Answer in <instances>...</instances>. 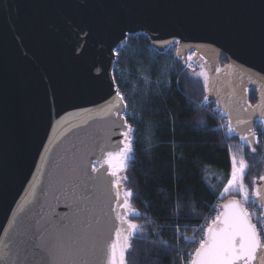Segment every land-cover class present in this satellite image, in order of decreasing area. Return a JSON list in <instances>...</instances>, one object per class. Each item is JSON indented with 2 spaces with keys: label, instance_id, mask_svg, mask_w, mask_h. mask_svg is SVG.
I'll return each instance as SVG.
<instances>
[{
  "label": "water",
  "instance_id": "water-1",
  "mask_svg": "<svg viewBox=\"0 0 264 264\" xmlns=\"http://www.w3.org/2000/svg\"><path fill=\"white\" fill-rule=\"evenodd\" d=\"M139 33L159 52L177 44L164 41L180 42L179 57L194 49L209 73L208 100L229 112L234 126L256 109L255 129L264 107V0H0V240L33 185L47 182L41 158L58 160L85 121L99 133L91 160L100 173L93 175L105 173L103 158L121 137L108 131L97 105L108 94L117 50ZM249 89L258 97L251 107ZM115 192L100 188L109 228L120 223ZM56 211L69 209L61 203Z\"/></svg>",
  "mask_w": 264,
  "mask_h": 264
},
{
  "label": "snow or ice",
  "instance_id": "snow-or-ice-1",
  "mask_svg": "<svg viewBox=\"0 0 264 264\" xmlns=\"http://www.w3.org/2000/svg\"><path fill=\"white\" fill-rule=\"evenodd\" d=\"M192 59V55L187 57L188 69L193 68ZM196 75L203 78L204 88L208 90L206 71ZM107 87L108 94L103 105H97L96 114L105 120L108 131L118 134L121 139L117 144L118 150L107 151L103 158L101 166L107 165L105 173L93 175L100 173V168L91 160L99 133L88 131L92 124L85 121L82 126L78 125L83 134L63 146L58 160L41 158L47 182L38 188L34 184V190H30L31 199L18 205V211L13 214L11 232L5 230L7 240H0V260L5 264H126V256L133 249L132 238L143 229L123 214L131 206L133 192H121V181L126 177L119 174L127 170L129 162L135 158L136 145L143 141L139 128L129 122L130 101L121 91L115 74L109 77ZM208 98L207 95L204 97L205 100ZM242 110L247 111V108ZM255 113L256 109H253L249 118L244 120L237 116L234 126L231 114L225 111L223 116L228 118L224 126L226 138L238 137L249 146L258 145L264 132L258 133L253 127L251 117ZM131 118L139 119L134 114ZM259 118L264 125V107L259 110ZM148 143L151 145V140ZM251 151L255 153L256 148L251 147ZM247 167L245 160L230 152L227 183L222 192L212 190L211 194L224 199L225 194L235 190L242 199L222 204L223 210L216 211L206 226H198L203 235L198 240V247L189 254L187 264H264V218L258 217L254 223L246 207L250 199V189L244 183ZM259 180L264 182V176ZM102 185L116 188L115 203L119 209L116 219L120 223L114 228H109L100 215ZM251 191L253 198L264 204V187L256 186ZM176 199L179 201L182 197L177 196ZM61 203L67 206L68 212L56 211ZM175 210L177 214L180 212L179 203ZM113 231L115 239H111ZM184 238L197 243L195 237ZM177 259H180L179 253Z\"/></svg>",
  "mask_w": 264,
  "mask_h": 264
},
{
  "label": "trees",
  "instance_id": "trees-1",
  "mask_svg": "<svg viewBox=\"0 0 264 264\" xmlns=\"http://www.w3.org/2000/svg\"><path fill=\"white\" fill-rule=\"evenodd\" d=\"M117 54L114 74L130 101L129 122L139 128L143 141L122 171L126 179L121 183L133 192L130 204L136 211L128 218L143 229L132 238L126 264H187L196 247L184 237L206 226L222 203L232 199L221 201L211 194L222 192L227 183L230 152L248 163L245 183L251 190L264 176V135L251 146L238 137L226 138L216 102L204 99L208 90L203 78L185 68L177 44L159 52L148 35L139 33L129 36ZM226 63L222 60L221 67ZM247 98L252 106L258 101L252 89ZM133 114L139 119H132ZM255 130L264 132L260 120ZM252 204L262 212L254 198Z\"/></svg>",
  "mask_w": 264,
  "mask_h": 264
},
{
  "label": "rangeland",
  "instance_id": "rangeland-1",
  "mask_svg": "<svg viewBox=\"0 0 264 264\" xmlns=\"http://www.w3.org/2000/svg\"><path fill=\"white\" fill-rule=\"evenodd\" d=\"M195 70H196V72L198 71V72H201V71H206V73H207V75H208V78H209V73H208V71L206 70V68L204 67V65L203 64H201V65H199L198 67H196L195 68ZM193 71V70H192ZM256 127V126H255ZM246 144V143H245ZM247 145V144H246ZM238 157V159H243V158H241L240 157V155H238L237 156ZM244 160V159H243ZM247 163V162H246ZM247 165H248V163H247ZM246 172H247V170H246ZM120 177H122V172H120ZM122 182V181H121ZM261 181L259 180V181H257L256 182V186H258L259 185V183H260ZM244 183H245V180H244ZM226 185V184H225ZM245 185H246V183H245ZM247 186V185H246ZM248 187V186H247ZM249 188V187H248ZM121 189H122V192L124 191V190H127L124 186H123V184L121 183ZM250 189V188H249ZM227 196H229V197H235V198H237V199H242V195L240 194V193H238V192H236L235 190H233L231 193H229V194H225V198L227 197ZM223 199H221V201H222ZM253 203V196H252V191H251V189H250V199H249V203L246 205V207L248 208V207H251V205H253L252 204ZM131 205V204H130ZM134 209L130 206L127 210H125L124 211V215L125 216H127V217H129V216H131V215H133L136 211H133ZM221 211V210H220ZM260 214V212H258V211H256L255 209H253L252 208V212L250 211V215H251V217L253 218V220H255V222H256V220H257V216ZM203 235V233L200 231V230H194V231H192L190 234H187L185 237H189V238H191V237H195V240L197 241V243H193V246L194 247H197L198 246V240L201 238V236ZM188 242H190V240H188V239H186Z\"/></svg>",
  "mask_w": 264,
  "mask_h": 264
},
{
  "label": "built area",
  "instance_id": "built-area-1",
  "mask_svg": "<svg viewBox=\"0 0 264 264\" xmlns=\"http://www.w3.org/2000/svg\"><path fill=\"white\" fill-rule=\"evenodd\" d=\"M173 45H174V44H173ZM195 54H196V51H195L194 49H191V50L187 53V55L184 57L185 68H187V66H186L187 57H188L189 55H192V56H193V55H195ZM191 63H192V65H193V68H192V69H188V68H187L188 70H194L196 67H198L199 65H201V64L198 63L195 59H192ZM214 109H216L217 111L220 112V116L222 117L221 127H222V130H223V133L226 135V133H225V131H224V126L227 124V122H228V118L223 116L224 111H223L221 108H219L217 104L214 106ZM254 200H255V199H254ZM255 201H256V200H255ZM256 202H257V201H256ZM260 206H261V205H260ZM252 208L255 209L256 211L260 212V214H259L257 217L264 218V211H263V210H262V212L259 211V210L257 209V207L254 206V205H251V207H248V208H247L248 211H249V213H250V211L252 212ZM262 208H263V207H262ZM252 219H253V218H252ZM253 222L255 223V220H253Z\"/></svg>",
  "mask_w": 264,
  "mask_h": 264
}]
</instances>
